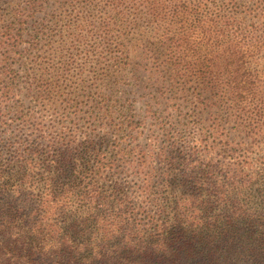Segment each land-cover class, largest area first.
<instances>
[{"label": "trees", "instance_id": "trees-1", "mask_svg": "<svg viewBox=\"0 0 264 264\" xmlns=\"http://www.w3.org/2000/svg\"><path fill=\"white\" fill-rule=\"evenodd\" d=\"M1 5L0 264H264V156L249 142L264 138V0ZM97 50L110 93L93 95L88 128L46 138L24 99L58 106ZM124 79L143 87L156 150L135 143L133 102L113 99Z\"/></svg>", "mask_w": 264, "mask_h": 264}, {"label": "rangeland", "instance_id": "rangeland-1", "mask_svg": "<svg viewBox=\"0 0 264 264\" xmlns=\"http://www.w3.org/2000/svg\"><path fill=\"white\" fill-rule=\"evenodd\" d=\"M4 8L3 5L0 6V10ZM51 42H53V48L56 49L55 39H50ZM50 40L47 39V41H43L41 45L47 44ZM66 45L64 48H67L70 44V41H66ZM21 47H27V44H23ZM99 50V49H98ZM96 54L92 56V59H88L87 62H84L85 60L79 61L82 62L80 67H77L75 70L70 68V73L66 75L64 81H62L63 86H67L66 89L61 92L62 94H68L65 98V96H62L61 99L58 102L57 105H41L37 104L31 101L30 98L24 99V105L28 108L32 109V112L35 117L39 118L38 122H42V124L45 126L44 130L46 132V138L47 136L55 138L57 131H64L65 129L68 130L67 133H70L72 129L78 128L81 130H85L88 128L89 123V112L91 108V104L89 103L93 99V95H97L100 91H104L105 93H110V91H106L107 86V79L105 78L107 75V64L108 61H105L102 58V54L100 53V57L97 58V52ZM49 53V51H48ZM25 58L20 62L14 64V68H17V71L19 74H23V71L25 69V66H29L30 57L27 53H25ZM46 56V55H44ZM52 56L56 58V52L54 51ZM78 60H81V57L78 56ZM86 65V67H84ZM85 68L83 71L82 68ZM73 73V74H72ZM72 74V77H71ZM75 76V78H74ZM141 77L140 84H142L143 80L145 79L143 76L144 74L139 75ZM97 78V80L95 79ZM104 80V81H102ZM73 82H75L73 84ZM129 80L124 79L122 83L117 84L116 87L112 88L111 91L113 93V99L114 101L119 100L120 97L122 98H129L131 102H133V114L135 115L134 118L142 120L143 117L145 120L141 122L139 129H137V135L135 143L137 146H146L147 144H150L153 150H156V146L162 142V136L161 132L157 130L156 126L154 125V122L151 121L148 116L144 113L142 110L143 102L145 101V98H139V93L143 91V87L140 88L141 91L136 92L132 85H128ZM72 86V90H71ZM96 86V87H95ZM30 93H27L26 91H23L22 94L24 95H33L32 91H28ZM145 92V91H144ZM20 97V96H18ZM65 98V99H63ZM68 100V103H65ZM160 102H164L163 100H160ZM119 104V102H118ZM155 109H158L159 112L162 110L161 117L165 118L166 121L170 122L167 127L172 124V126L179 132V131H185V134L187 137L193 134H196V130L194 128L196 127L195 124H193L190 119L186 120V116H177L180 113L176 111L175 114H173L172 110L168 108L166 111L163 110V105H157ZM182 109L183 113H187L189 109ZM79 113L77 119H73V115L75 113ZM146 117H145V116ZM159 115V114H158ZM172 117H171V116ZM203 126H207L209 122H207L206 118H203ZM190 121V124H189ZM233 132V131H232ZM165 138V137H164ZM231 138V136H229ZM241 136L240 140L241 142H246V139ZM239 138H235V141H238ZM255 142L252 140H249L250 144L254 147H256L255 151H252L251 157L252 158H258L261 156L263 158L264 151H261L260 148H264V138H254ZM224 142V140H223ZM258 142V143H257ZM256 144V145H255ZM218 158V157H216ZM261 158V160H262ZM218 160V159H217ZM155 170L156 168H159V165H154ZM125 180H129L128 177H124Z\"/></svg>", "mask_w": 264, "mask_h": 264}]
</instances>
